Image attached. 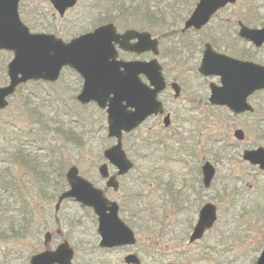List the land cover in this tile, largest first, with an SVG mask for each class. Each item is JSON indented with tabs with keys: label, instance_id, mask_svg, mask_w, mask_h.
Masks as SVG:
<instances>
[{
	"label": "flooded vegetation",
	"instance_id": "1",
	"mask_svg": "<svg viewBox=\"0 0 264 264\" xmlns=\"http://www.w3.org/2000/svg\"><path fill=\"white\" fill-rule=\"evenodd\" d=\"M159 1L163 5L158 13H156L157 5H155L145 15L135 14L124 31H121L119 23L116 24L120 32L137 29L141 33H148L151 37L159 39L161 43L162 61L160 60V63L166 82L158 99L162 103V112L147 116L129 137L133 151H140L143 145L147 146L145 148L146 158H133L136 169L140 164L138 161H144L147 165L145 167L146 191L140 192L133 209L138 214H143L145 211L148 214L150 211L153 212L147 219L141 218L148 232L146 242L149 246L139 251L125 246L111 249L97 244L93 250L87 251L85 264H114V260L109 258L111 257L109 253L115 251L126 252L122 264H129L125 262L128 253L137 254L136 258L131 254L132 257L128 259L137 264H143L139 252L150 256L155 264L166 262L182 264L181 260H185L187 264H195V262L204 260L205 255H195L198 256L197 259L190 258V254L175 256L177 251L183 249L184 245L181 244L185 242V239L178 237V234L184 235V231L173 232L172 222L168 219H165L163 224L166 228L167 247L162 245V241H153V229L155 233H160L164 229L156 213L164 211L167 207L165 202L168 204L189 202L191 203L189 209L195 212L202 207L204 195L213 188L217 177L216 174L209 185H206L203 168L206 163H210L218 172L219 145H244L243 150L246 151L251 145L264 144V137L259 135L256 139L257 143L246 141L248 131L238 122L241 121L256 128L264 121V112L260 113L264 110L262 108L264 89H257L248 97V103L254 106L252 112L217 102L229 96L230 87L225 82L232 78L233 72L231 65L222 70L223 63L228 61L255 62L264 66V42L258 46L255 40H249L243 35L247 28H264V0H233L219 7L215 6L214 2L203 4L202 0ZM135 21L139 25L135 24ZM118 48L121 60L150 61L154 57L151 52L138 56L135 52L127 53L119 46ZM232 65L235 66V64ZM240 73L243 76L244 68L240 70ZM242 76L240 75L239 80L236 81L241 91L243 89L240 83ZM139 77L145 84L150 85V80L144 75H139ZM255 114L256 119L251 120L250 116ZM175 123L176 127H174ZM231 132L234 137L231 136ZM239 132L242 133L238 134ZM22 145L24 146L21 150L24 153L38 155L40 163L37 170L45 172V180L42 179L44 195L57 196L63 186V177L59 175L61 173L58 168L57 154H50L53 153L52 146L34 145L31 141L28 144L24 142ZM25 145H32L36 149L33 151L26 149ZM41 150L56 156V158L50 157L48 168L43 166L41 155L37 153ZM48 150L50 153L47 152ZM175 151H178L180 156H174ZM246 162L247 168L252 167L253 172L251 173L250 169L246 168L247 172L244 171L243 176L238 179L245 181L246 190L249 193L253 189L249 178L261 183L264 169ZM230 177L222 181L221 191H225L226 188H235L237 179ZM103 181L107 183L105 179ZM106 183L103 186L105 195L120 192V190L107 187ZM133 185L137 186L134 180ZM258 186L260 187L261 184ZM64 187L66 190L69 187L67 180ZM168 190L176 195H171L170 192L168 194ZM166 194L169 197L164 200ZM147 196L149 202L146 199ZM175 196L178 201L173 199ZM170 198L173 200L171 201ZM64 205H66L65 200L57 203L55 210L64 209ZM178 226L179 229L183 228L185 223H179ZM197 242L191 243L190 238L186 240L188 246ZM168 249H173V251L169 253ZM90 255H92L91 261H89ZM75 261L74 264H77ZM215 264L237 263L230 260H217Z\"/></svg>",
	"mask_w": 264,
	"mask_h": 264
},
{
	"label": "rangeland",
	"instance_id": "2",
	"mask_svg": "<svg viewBox=\"0 0 264 264\" xmlns=\"http://www.w3.org/2000/svg\"><path fill=\"white\" fill-rule=\"evenodd\" d=\"M139 1L125 0L122 3L121 12L116 17L119 18L118 23L121 26V31L127 28L129 21L131 23L134 16L130 5L136 7L135 5H138ZM22 2L26 6V21L30 20L34 25H43L42 27L50 26L54 28V33L63 39H67L64 37L65 35L70 36L67 32L64 33L66 28L70 29L69 26L80 27L78 31H91L94 28L93 21L99 18L98 14L106 11L105 8L103 11L99 8L94 12L90 8L92 3L90 0H79L77 6L69 10L64 18H61L48 0H22ZM116 8L118 7L114 4L107 8V11L114 12ZM135 24L139 25L137 21ZM32 30L49 32L45 29ZM6 54V52H1L0 60L6 58ZM11 58H8L7 63ZM159 59L162 61L161 53ZM6 77V72H0V86L9 82L8 78L5 81ZM81 87L82 80L74 73L64 74L56 83L29 82L17 90L9 100V106L0 113V172L16 180L17 188L24 195L26 202L25 207L19 206V203H16L17 205L14 203L16 199H19L18 197L10 196L9 198L6 191L0 195L2 202H11L15 207L13 210L7 211L6 206L2 205L3 203L0 205V264H30L33 254L46 250V247L49 246L51 247L48 249H55L64 240H68L71 247L75 248V251L77 250L76 263L85 264L87 251L93 250V247H96L100 242L98 222L94 220L91 213L75 202H68L64 205V209L56 211L57 200H47L39 190L42 185V181H38L40 176L38 177L29 168L24 167L13 154L17 150L15 147H18L21 142L28 144L31 141L34 145H51L53 153L50 154H57L63 160L66 164V171L73 164L77 165L85 176V171H93L92 164L99 159L93 155L94 151L99 146L103 148L110 146L112 140L104 132L106 120L103 111H100L93 103L77 108L79 102L74 96L78 94ZM34 108L36 113L30 114V110H34ZM262 108L264 109V106ZM75 109L83 115L82 123L72 121ZM262 111L264 112L261 110L260 113ZM256 117L255 114L250 118L255 120ZM238 122L248 131L246 141L256 140L258 135L264 137V121L256 128L246 125L244 122ZM174 127H176V123ZM61 129H74L76 133L79 132L83 136L82 142L65 137ZM230 134L234 137L232 132ZM219 146L221 148L218 153L221 154L217 155L219 161L217 160L218 172L215 184L203 198L204 201L212 200L217 203L220 214L219 221L202 240L191 246L186 244L189 232L187 231L184 237L185 242L181 244L184 245L183 249L177 251L175 256L190 254V258L197 259L198 256L195 255H205L204 260L195 262V264H215L217 260L236 261L237 264H255V259L258 258L264 245V198H261L264 195V188L258 186L263 182L259 183L250 177L249 182L253 189L248 193L245 181H241V178L238 179L243 176L244 171L247 172L248 164L242 159L244 145ZM25 148L32 151L36 149L32 145H25ZM37 153L41 155L43 166L48 168L50 157L54 155L47 154L45 150L37 151ZM247 169H250L251 173L253 172L252 167ZM228 176H234L237 179L232 193L221 191L222 181ZM261 178L263 180L264 176L261 175ZM100 183L104 185V182ZM140 186L145 189L143 184ZM256 189L258 193L256 192L255 197L252 198L251 192ZM170 194L176 195L173 192ZM109 195L111 194L109 193ZM123 195H125L124 191L114 195L113 198L123 200ZM168 197L166 194L164 200ZM175 198L177 196L173 199L178 201ZM146 199L149 202L148 196ZM165 204L167 207L164 211L156 213L159 215L160 222L163 225L165 219H168L169 222H172L173 232L181 231L178 226L179 223H182L180 217L191 203L168 204L165 202ZM152 213L150 211L148 214L145 211L139 215L141 218L147 219ZM69 216L72 218L73 224H78L79 218H81L85 225L70 229L67 225ZM56 218L65 219L64 222L57 223ZM41 226H44L45 230L39 236ZM10 228H14V232ZM47 232H51L53 237L45 242ZM165 233V227L160 233H155L153 229L152 240L162 241V245H166ZM137 235L139 241L133 249L141 251L140 237L142 238L143 234L138 232ZM172 251L173 249L167 250L169 253ZM109 254L111 255L109 258L114 260V264H122L120 259L124 260L125 251H115ZM139 255L143 259V264H155L150 256L140 252ZM91 259L92 255H90L89 261ZM180 262L187 264L185 260Z\"/></svg>",
	"mask_w": 264,
	"mask_h": 264
},
{
	"label": "water",
	"instance_id": "3",
	"mask_svg": "<svg viewBox=\"0 0 264 264\" xmlns=\"http://www.w3.org/2000/svg\"><path fill=\"white\" fill-rule=\"evenodd\" d=\"M77 1L50 0L61 16H64L69 8L75 6ZM19 2L20 0H0V50L14 52V58L8 65L10 83L0 87V110L8 105L7 98L15 92L19 84L32 79L55 81L59 77L62 67L70 65L76 68L85 79L84 88L78 99L84 103L96 100L103 107L109 105L110 135L118 137L119 143L106 151V157L121 168V173L127 172L132 167V163L127 159L122 149V133L132 130L135 124L150 113L156 112L155 106L159 108V105L153 102L154 96L151 100L152 107H146L141 96L143 86L136 74L141 72L147 74L152 79V84L157 87V91L163 88L164 79L161 76L160 66L155 62L153 65L124 64L125 72L122 74L119 71L116 74L113 73V69H115L113 61L117 54L114 42L119 43L122 48L137 52L156 49V42H151L148 34L139 35L137 32L129 31L120 35L113 24H106L66 43L53 34L32 33L21 20ZM210 2L221 5L225 4L227 0H203L202 3L209 4ZM261 31L264 32V29H247L244 34L261 44L264 41V35L259 36ZM131 38H138L137 43L130 45ZM111 58H113L112 61ZM133 65L135 66L133 67ZM229 65L233 70L232 78L225 82L230 87L229 96L222 100L219 98L220 100L217 102L229 104L233 108L246 109L248 107L252 109L246 104V98L255 90L264 88V67L251 63L228 61L223 63L222 70L228 68ZM136 66H138L137 70ZM117 68L120 69L119 66ZM243 68L242 76L240 70ZM240 75L242 76L240 80L242 91L236 85ZM232 79H234L233 82ZM112 94L113 96H111ZM133 107L136 108L135 112L130 109ZM244 157L254 164H261L264 168L263 147L245 152ZM101 173L105 177L108 176L107 165L101 167ZM204 173L205 183L209 185L215 169L207 163L204 166ZM67 177L72 188L63 197L73 196L95 209L100 217L99 231L103 236V244L114 246L133 242V233L119 219L116 204L107 206V201L101 192L94 188L90 182L78 176L76 168H72ZM107 210L110 213H107ZM216 218V206L211 203L206 204L200 212V219L191 240L194 241L202 237L206 228L211 227ZM72 256L73 251L65 243L60 245L55 252L46 251L36 255L33 257L32 264H71ZM258 264H264V250L259 257Z\"/></svg>",
	"mask_w": 264,
	"mask_h": 264
},
{
	"label": "trees",
	"instance_id": "4",
	"mask_svg": "<svg viewBox=\"0 0 264 264\" xmlns=\"http://www.w3.org/2000/svg\"><path fill=\"white\" fill-rule=\"evenodd\" d=\"M122 3H123V0H113L110 4H109V7H111V6H114V4H116V6L118 7V8H120L121 9V6H122ZM26 6H25V4H24V2H22V4H21V11H22V13L23 14H25L26 15ZM99 8H101V7H99ZM104 8L106 9V11H103L104 10ZM104 8H101L102 9V11L103 12H100V16H99V18H97L96 20H94L93 22H98V23H100V24H102V23H106V22H108V21H112L113 20V18L115 17L114 16V12L113 11H107V7H104ZM36 15V14H35ZM26 17H27V15H26ZM32 26L34 27V28H41L40 26H38V25H34L33 23H32ZM50 28V27H49ZM72 29V31H65L64 33H68V34H73L74 32H78V30L80 29V27H73V28H71ZM4 56V55H3ZM12 55H11V53H7L6 54V58H3L2 60H0V72H5V70H6V63H7V59L9 58V57H11ZM32 111V112H31ZM30 112H31V114L32 113H34V112H36V110H35V108H34V110H30ZM0 130H1V128H0ZM61 131H62V133H64V134H66L69 138H71V139H73V140H78L79 139V135L77 134V133H74V132H70V133H67V131L66 130H64V129H61ZM15 149H17L16 150V152H14L13 154H15L16 155V159L17 160H19L20 161V163H22L26 168H29L33 173H35L38 177L40 176V178L38 179V181L40 180V181H42L43 182V180H45V172H44V170H37V168H38V166H39V160H38V155H35V154H31V153H24L23 152V150H21L19 147H15ZM62 166H63V162L62 161H59L58 162V168H59V172L61 173V174H59L61 177H63L64 176V173H63V168H62ZM62 168V169H61ZM43 179V180H42ZM10 182H11V180H10ZM40 183V182H39ZM41 184H43V183H41ZM43 187H41L39 190H40V192H42V194H45V191H44V189H42ZM5 189H8L7 187H4V184H3V177H2V173L0 172V195H1V193L3 192V191H5ZM16 196V195H15ZM46 196V195H45ZM16 197H18V196H16ZM22 200V201H21ZM3 203V204H2ZM14 203L16 204V203H19V206H24L25 207V205H26V202H25V199L24 198H22V197H19V199H16V201H14ZM4 205V206H6V210L7 211H9L10 210V207H11V209H13V208H15L14 206L12 207V204L11 203H7V202H2L1 200H0V205ZM17 205V204H16ZM183 214L184 213H182V215H181V217L183 216ZM180 217V218H181ZM131 224H133V220H131V222H130ZM14 228H10V230H12V232H14V230H13Z\"/></svg>",
	"mask_w": 264,
	"mask_h": 264
}]
</instances>
